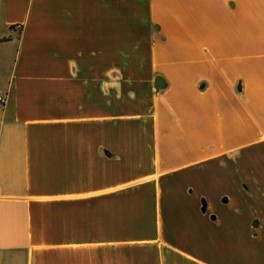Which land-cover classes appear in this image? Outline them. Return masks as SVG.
Returning <instances> with one entry per match:
<instances>
[{
  "label": "crops",
  "instance_id": "0c3cea01",
  "mask_svg": "<svg viewBox=\"0 0 264 264\" xmlns=\"http://www.w3.org/2000/svg\"><path fill=\"white\" fill-rule=\"evenodd\" d=\"M0 96V264H264V0H0Z\"/></svg>",
  "mask_w": 264,
  "mask_h": 264
},
{
  "label": "rangeland",
  "instance_id": "374dc122",
  "mask_svg": "<svg viewBox=\"0 0 264 264\" xmlns=\"http://www.w3.org/2000/svg\"><path fill=\"white\" fill-rule=\"evenodd\" d=\"M205 184H206L205 187H207L208 193L210 195H213L216 192L218 193L219 188H220L219 186H220L221 183L215 182V181H206ZM211 245L215 248V245L214 244H211ZM211 256H212V258H214L213 260L217 264H229L228 262H226V263L224 262V259H223L222 256H219V255L213 254V253H212ZM230 264H244V263L242 261H239V259H235V260H232ZM247 264H249V263H247Z\"/></svg>",
  "mask_w": 264,
  "mask_h": 264
},
{
  "label": "water",
  "instance_id": "95a60500",
  "mask_svg": "<svg viewBox=\"0 0 264 264\" xmlns=\"http://www.w3.org/2000/svg\"><path fill=\"white\" fill-rule=\"evenodd\" d=\"M156 86L157 87H160L161 86V79L160 78H157L156 79ZM203 210H206V203L205 202H204ZM212 218H215V216L213 215ZM257 224H258V222L255 221L254 225L256 226Z\"/></svg>",
  "mask_w": 264,
  "mask_h": 264
},
{
  "label": "built area",
  "instance_id": "2783aa9c",
  "mask_svg": "<svg viewBox=\"0 0 264 264\" xmlns=\"http://www.w3.org/2000/svg\"><path fill=\"white\" fill-rule=\"evenodd\" d=\"M0 101H2V102L4 101L2 96H0Z\"/></svg>",
  "mask_w": 264,
  "mask_h": 264
}]
</instances>
